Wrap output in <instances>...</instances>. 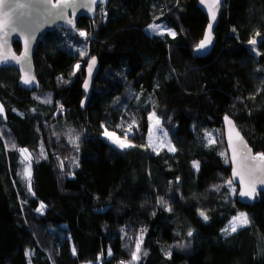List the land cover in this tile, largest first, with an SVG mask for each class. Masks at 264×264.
Returning <instances> with one entry per match:
<instances>
[{"label": "trees", "instance_id": "trees-1", "mask_svg": "<svg viewBox=\"0 0 264 264\" xmlns=\"http://www.w3.org/2000/svg\"><path fill=\"white\" fill-rule=\"evenodd\" d=\"M198 2L110 0L76 30L49 32L34 58L40 90L0 69V264H264V194L244 205L227 183L223 127L231 117L264 153V0H227L206 57L194 52L209 23ZM154 24L176 35L148 33ZM152 113L174 151L148 147ZM241 212L248 225L230 231Z\"/></svg>", "mask_w": 264, "mask_h": 264}, {"label": "water", "instance_id": "water-1", "mask_svg": "<svg viewBox=\"0 0 264 264\" xmlns=\"http://www.w3.org/2000/svg\"><path fill=\"white\" fill-rule=\"evenodd\" d=\"M226 1L227 0H220L219 4H214L213 0H203V3L199 0L198 7L206 14L209 21L204 37L201 41L205 39L206 35H209V24L212 25V28L210 32L211 43L202 50H198L197 46L194 50L197 56L206 57L212 52L216 44L215 30L219 23L222 7ZM59 2L60 0H52L53 4ZM109 2L110 0H103V2L97 0L96 4L85 8L81 5L88 4L89 0H75V3L72 6L65 8L64 16L61 19L53 16L41 15L40 13L43 9L39 7L40 0H6V3L23 4L26 5V7L17 8L9 18L5 29L0 31V52L3 53V59L7 61L6 63H0V69L15 68L20 74V87L31 90H40L41 83L37 76L34 58L36 50L43 38L49 32H55L60 29L67 31L76 30L81 18L94 20L97 17L99 8L107 7ZM53 11L55 12L56 10L53 9ZM213 16H215V19H213ZM26 25L31 26L28 27ZM15 43L21 45L20 53L15 51ZM26 46L28 49L27 55H25ZM13 56L17 57L18 60L12 59ZM89 69H91L90 72ZM99 71V59L97 57L91 58L86 67V77L83 83V92L86 97L82 102V109L86 108L92 97L95 80ZM26 79L31 80L32 82L26 84L24 82ZM226 117L228 118L227 120L225 119ZM226 117L223 119V127L227 153L231 164V178L233 183L238 187V200L244 205L253 206L260 195L264 194V185L259 183V179L264 178V176L257 173L255 184L253 185L250 181V177L245 169L246 162L243 159L244 148L241 145V138L247 147L252 150L253 155L257 153L239 130L236 122L231 117ZM229 120L231 123L228 122ZM237 133L239 136H237ZM233 148L237 150L235 160L232 159ZM235 172H240L244 176L243 183H241L239 176L234 175ZM253 186L255 187V192L252 193L251 197H242L239 195L242 191H252Z\"/></svg>", "mask_w": 264, "mask_h": 264}, {"label": "snow or ice", "instance_id": "snow-or-ice-1", "mask_svg": "<svg viewBox=\"0 0 264 264\" xmlns=\"http://www.w3.org/2000/svg\"><path fill=\"white\" fill-rule=\"evenodd\" d=\"M101 2H103V0H101ZM201 2L203 3V0H201ZM75 3V0H60L59 3L53 4L52 0H40L39 3V7L43 9V11L40 13L41 15L44 16H53L55 18H63L64 16V10L65 8L72 6ZM97 0H89L88 4H83L81 5L82 7L88 8L91 7V5L96 4ZM214 4H219L220 0H213ZM26 7V5L23 4H13V3H6V0H0V31H3L7 25V22L9 20V18L12 16V13L17 9V8H24ZM7 9V10H6ZM53 9H55L56 11L54 12ZM213 19H215V16H213ZM28 27H30L31 25H26ZM154 32L160 33V25H152L150 26ZM209 35H206L205 39L203 41H201V43L198 45V50H202L205 49L206 46L208 44L211 43V37H210V32H211V28L212 25L209 24ZM169 34L172 35L173 37L176 35V33L174 31H171L170 29L168 30ZM81 36L87 37V33L85 32H80L79 33ZM162 34V33H160ZM252 43H256L255 40L251 41ZM28 53V49L27 46L25 47V55H27ZM12 59H17V57L13 56ZM7 61L5 59H3V53L0 52V63H6ZM94 63V60H93ZM77 68H79V65H76ZM91 71V69H89V72ZM26 84L31 83V80L26 79L24 81ZM3 111L2 106H0V112ZM226 120L228 119L227 117L225 118ZM229 123H231V121H228ZM106 135L111 136L112 133H107ZM209 136H211V134H208ZM237 136H239V134L237 133ZM210 142H214L211 141ZM241 145L244 148V154H243V159L245 160V169L250 177V181L253 183V185L256 182V174L259 173L261 176H264V153H257L255 155L252 154V150L250 148L247 147V145L243 142L242 138H241ZM119 146L121 148H126V147H130V144H126L123 141L120 142ZM13 147H15V145H13ZM174 150V149H171ZM21 152H27V149H20ZM236 149L233 148V156L232 159L235 160L236 159ZM195 167H199L198 162L194 165ZM235 176H239L241 183H243L244 181V176L240 173V172H235L234 173ZM228 184H232L233 181H228ZM259 183L261 185H264V178L259 179ZM233 191H235V189H233ZM255 192V187L253 186L252 191H242L239 193L240 196L242 197H251L252 193ZM44 207H46L44 204L40 205V210H42ZM201 215H204L203 213H201ZM242 218V219H241ZM205 219H207V217L205 216ZM237 219H241V226L243 224L248 223L247 220V216L246 214L242 213L240 218ZM227 231V230H226ZM231 231H236V227L233 226L231 228ZM189 236L192 235L191 232H189L188 234ZM139 245L137 244L136 246V252H139ZM73 253L75 254V248H73ZM108 255H111V252L109 251ZM146 255V253H145ZM138 259L136 253H133V260Z\"/></svg>", "mask_w": 264, "mask_h": 264}, {"label": "rangeland", "instance_id": "rangeland-1", "mask_svg": "<svg viewBox=\"0 0 264 264\" xmlns=\"http://www.w3.org/2000/svg\"><path fill=\"white\" fill-rule=\"evenodd\" d=\"M154 25H158V24H154ZM159 25L161 26L160 33H162V34H164L165 32H167L170 29L166 25H162V24H159ZM147 31H148V33L153 34V35H162L160 33L154 32L151 27L147 28ZM80 49H81L82 52H84L82 46L80 47ZM86 55L88 56V49H87V54ZM106 132L107 133H112V135L108 136V135H106ZM103 138L107 142H109L112 145H114L116 147H119V148H121L119 146L121 141H123L126 144H130L132 146L131 141L127 137L126 138L125 137H121L117 133L112 132V131L105 130V132L103 133ZM147 144H148V147L150 148V150H152L154 152H158V151H160L162 149H168L170 151H174V150H171V149H174L173 148L172 137L167 133V130L161 125L160 121L157 119V117L153 113L150 115V134H149L148 139H147ZM127 148H129V147L121 148V149H127ZM23 155H24L25 160H27L29 162V164H28L29 167H27V171L30 174V168H31L30 160H31V157H30L29 153H27V152H24ZM242 213L246 214L245 212L239 213L229 223L230 231H231V228L233 226H235L236 230H238V229L243 228V227L248 225V223H246V224H243L241 226V219L242 218L241 219H237V218L241 217ZM246 216H247V220H248V215L246 214ZM136 235H137L136 231H133V230H129L128 231L127 241H128L129 246H131L132 248H135V245H136V240H137L136 239L137 238Z\"/></svg>", "mask_w": 264, "mask_h": 264}, {"label": "built area", "instance_id": "built-area-1", "mask_svg": "<svg viewBox=\"0 0 264 264\" xmlns=\"http://www.w3.org/2000/svg\"><path fill=\"white\" fill-rule=\"evenodd\" d=\"M60 109H61L62 112L64 111L62 107H60Z\"/></svg>", "mask_w": 264, "mask_h": 264}, {"label": "crops", "instance_id": "crops-1", "mask_svg": "<svg viewBox=\"0 0 264 264\" xmlns=\"http://www.w3.org/2000/svg\"><path fill=\"white\" fill-rule=\"evenodd\" d=\"M88 264H98V262L97 263H88Z\"/></svg>", "mask_w": 264, "mask_h": 264}]
</instances>
